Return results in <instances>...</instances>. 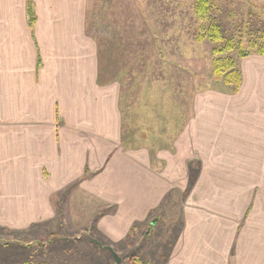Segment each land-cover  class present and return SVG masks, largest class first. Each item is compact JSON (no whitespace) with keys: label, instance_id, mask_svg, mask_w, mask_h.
<instances>
[{"label":"crops","instance_id":"1","mask_svg":"<svg viewBox=\"0 0 264 264\" xmlns=\"http://www.w3.org/2000/svg\"><path fill=\"white\" fill-rule=\"evenodd\" d=\"M30 1L33 28L29 0H0V226L55 217L54 195L83 177L115 205L99 227L120 240L179 189L181 225L162 264H264V54L242 57L236 93L197 95L171 148L126 149L119 89L98 81L89 0Z\"/></svg>","mask_w":264,"mask_h":264},{"label":"rangeland","instance_id":"2","mask_svg":"<svg viewBox=\"0 0 264 264\" xmlns=\"http://www.w3.org/2000/svg\"><path fill=\"white\" fill-rule=\"evenodd\" d=\"M211 3L209 12L201 17L196 13V0H89L87 30L98 43L99 84L114 83L120 98L118 76L126 71V77L134 78L132 87L141 85L138 92H130L134 103L128 106V115L121 113L119 105V146L131 149L126 140L133 137L135 144L153 146L154 150L160 145L171 147L179 134L177 107L183 99L182 88L193 81L198 85L197 92L191 93L193 101L202 92L232 94L224 90L229 86L222 79L214 80V59L231 58L239 68V45L251 52L259 49L264 42V3ZM214 23L221 26L223 40L209 36ZM152 45L164 51L165 57L155 56ZM141 55L146 56L144 60ZM154 162L161 166L158 159ZM194 174L189 171V188ZM82 179L54 195L55 217L22 229L0 226V238L10 241L0 244V264H117L111 251L94 239L111 245L122 257V264H133L134 257L142 263L162 264L165 247L181 225L179 189L172 190L146 218L131 220L126 235L115 240L102 232L103 222L99 227V220L111 214L115 205L83 190ZM108 219L106 216L104 222Z\"/></svg>","mask_w":264,"mask_h":264},{"label":"trees","instance_id":"3","mask_svg":"<svg viewBox=\"0 0 264 264\" xmlns=\"http://www.w3.org/2000/svg\"><path fill=\"white\" fill-rule=\"evenodd\" d=\"M211 4H212L211 0H196V13L198 15H200L201 17L204 16L207 12H209V10L211 8ZM27 14H28L29 25L31 28H33L35 20H36V13L34 11L33 4L30 0H29ZM209 33H210L209 36L216 41H220V40L224 39V36L222 35V28L220 25H218L216 23H214L210 26ZM154 36H155V34H154ZM263 36H264V31H263ZM154 44H155V38H154ZM152 46L155 47V45H152ZM239 49H240L239 52H240L241 57H244V56L251 53L250 49H243L240 45H239ZM155 51L156 52L153 51L155 53V56L157 55V57H163V58L165 57L164 51L160 50L159 48L157 49L156 47H155ZM255 52L260 53V54H264V42L259 47V49L256 50ZM145 57L146 56H143V55L139 56V58L143 59V60L145 59ZM146 63L147 62L145 61L141 65V67ZM125 72L126 71H124L121 74V76H118L119 82H120L119 105H120V107H122L121 113L124 116L128 115V111H129L128 106H130L131 103H134V100L131 98L130 92H132V94H133L134 90H137V92H138V90H140V88H141V85L139 83L137 84L136 87H132L134 78L132 79L131 76L126 77ZM127 74H131V69L129 72H127ZM213 78H214V80L222 79V81L224 82V85L230 87V88L228 87L227 89H224V90L232 92V93L233 92L236 93L239 90V87L241 85L242 73H241L240 69L238 68V65L236 66V62L233 61V59L227 58V57H224L223 59L216 58V59H214ZM193 82L194 83L191 82V84L186 85L185 89L182 88L183 91L181 90L182 91L181 94H183V96H182L183 99L181 100V102L179 103V105L177 107V108H179V112L177 115V124L180 125L177 132H179V133L182 131L186 122L190 119V117L193 114V100H192L191 93H192V91H193V93L197 92V89H198V87H197L198 85L195 84V81H193ZM185 92L187 93L186 95H184ZM125 129H126V127H125ZM131 135H132V129H131ZM126 141H127V143L131 142V148H135L136 146L140 147L139 145L135 144L136 140L133 137H129L128 140H126ZM125 145H127V144L125 143ZM144 146H146V145H144ZM146 147H148L152 151L157 150V149L154 150L153 146H151V147L146 146ZM171 147H172V145H171ZM171 147L165 146V145H160L159 149L171 148ZM125 148H130V147L125 146ZM9 242L10 241L5 239V238H0V244H7ZM138 260L141 263L139 261H136L135 257H134L133 264H148L146 261L144 263H142L141 259H138Z\"/></svg>","mask_w":264,"mask_h":264},{"label":"water","instance_id":"4","mask_svg":"<svg viewBox=\"0 0 264 264\" xmlns=\"http://www.w3.org/2000/svg\"><path fill=\"white\" fill-rule=\"evenodd\" d=\"M153 222L155 223L156 221L154 220ZM94 241L100 247L110 250L112 255H113V257L115 258V261L117 262V264H121L122 263V257L119 255V253L111 245H105V244H103L102 242H100L99 240H96V239H94Z\"/></svg>","mask_w":264,"mask_h":264}]
</instances>
